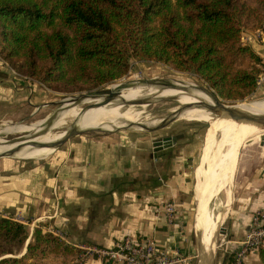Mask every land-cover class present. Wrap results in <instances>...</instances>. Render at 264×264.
<instances>
[{"label": "trees", "instance_id": "trees-1", "mask_svg": "<svg viewBox=\"0 0 264 264\" xmlns=\"http://www.w3.org/2000/svg\"><path fill=\"white\" fill-rule=\"evenodd\" d=\"M262 26L264 0H0V57L67 93L119 79L133 60L155 61L194 73L238 104L257 89L264 67L242 32ZM30 223L0 216V264L80 252L40 227L31 234ZM260 258L264 264V246Z\"/></svg>", "mask_w": 264, "mask_h": 264}, {"label": "crops", "instance_id": "crops-1", "mask_svg": "<svg viewBox=\"0 0 264 264\" xmlns=\"http://www.w3.org/2000/svg\"><path fill=\"white\" fill-rule=\"evenodd\" d=\"M249 38L248 44L264 63V37ZM37 84L0 75V122L23 119L30 108L34 112L40 102H49L48 92L40 93ZM163 130L79 136L42 161L6 164L0 168V216L21 215L32 223L51 218L64 240L77 248L111 249L127 237L154 238L160 252L178 255L188 263L196 247L193 236L199 249L198 214L193 217L192 213L198 193L193 183L197 156L182 134L175 145L156 151L155 139L170 135ZM250 165H242V176L234 184L218 264H234L253 212L264 209V159L256 167ZM235 170L236 166L234 175ZM167 204L176 208L171 221L165 212ZM102 261L95 255L82 264ZM245 264H263L260 249L252 251Z\"/></svg>", "mask_w": 264, "mask_h": 264}, {"label": "bare ground", "instance_id": "bare-ground-1", "mask_svg": "<svg viewBox=\"0 0 264 264\" xmlns=\"http://www.w3.org/2000/svg\"><path fill=\"white\" fill-rule=\"evenodd\" d=\"M163 80H170L173 82H178L179 84H174V86H165L155 84L145 85L140 82H134L131 83L130 86L121 85L118 87V89L120 91L125 90V88H127L125 91H129L133 87L138 88L139 91L152 89L154 92L150 91L140 95L137 102L133 105L146 106L152 102H156L159 100L172 99L184 105L181 111L178 113V117L180 116V118L183 119L192 121H204L208 123L203 144L204 162L207 169L205 168L206 175L204 183L197 193L196 212L198 214L197 233L199 236L198 264H213L216 246H218V243L216 241L218 238V230L225 220L227 212L229 211V208L232 204V187L234 175L233 169L237 164L240 149H242V147L247 142L249 144V142H251L256 136L264 132V120L260 118L237 120L231 118L225 112H215L207 107V105H214L216 103L215 99L209 92L200 88L196 82L176 76ZM168 81L164 82L173 83ZM109 92V89H105L102 94H89L84 96H98L108 94ZM111 96H113V93H110L109 97ZM147 96L149 97L146 98ZM80 100L81 99L79 98L68 99L64 104L63 109L57 115V118L54 121V125L65 123L66 120H72L73 126L76 130L103 129L109 131L116 130L121 127L134 128V130H142L140 128H143V126L145 125H154L152 124L154 122L153 120L140 121L138 119L139 112H135L133 109L129 117L125 119V121L122 120L123 117L119 119H113L111 117V110L113 109L114 101L110 105H100L96 108H94L95 106H90L89 109H84L80 106H77ZM226 103L230 109L240 114L264 115V98L253 99L238 104H232L235 102ZM178 110L179 109H176V111ZM185 110H188V112L182 113V111ZM137 121H140L143 124L133 125ZM45 124V120H39L31 124H22L19 126L7 125L0 130V137L5 138L3 137V134H7L10 132H27L29 130L39 132L44 128ZM62 134L64 135V132L54 135L47 133L37 136L38 133H36L16 140L7 139V142H5V144L9 148L4 149V145H2L1 142L0 156L2 155V153H4V151L17 150L10 156L17 158H41L42 156L46 157L55 149L44 147V150H42L39 148L37 142L40 141L41 138H44L46 143H54L60 139ZM33 136L37 137L32 138ZM209 157L210 160H208ZM222 192L224 193V201L221 206V210L223 213L219 222L215 224L212 220L214 218V214L211 215L208 221L206 220V210L210 202L218 197Z\"/></svg>", "mask_w": 264, "mask_h": 264}, {"label": "rangeland", "instance_id": "rangeland-1", "mask_svg": "<svg viewBox=\"0 0 264 264\" xmlns=\"http://www.w3.org/2000/svg\"><path fill=\"white\" fill-rule=\"evenodd\" d=\"M243 35L244 36H246V35L254 36L255 35V37L257 39H260V38L264 37V26L256 28V29H243L242 36ZM244 43L248 44L249 42H244ZM5 62L6 61L0 57V75H4V76L5 75L6 76L12 75V76H18V77H22V78H27L24 75L17 72L15 69H13L10 64L7 63L8 64L7 65ZM14 71H15V73H14ZM262 72H264V67H262ZM261 73L259 75V84H258L257 89L253 93H251L249 96H247L243 101H245V100L250 101L253 99L264 98V76L261 77ZM173 76L182 77L184 79L196 82L199 86L206 87L209 90H213L215 92V90L212 87H210L205 81H203L201 78L196 76L194 73L188 72V71L178 70V69H175V68H173L167 64L155 62V61L133 60L131 63V68L126 75L122 76L119 79L111 81L110 83H106V84L96 88V89L105 88V89H109V91H110L108 94H103V95H98V96H84L86 93H89L90 91L67 93L64 91L53 90L49 87H46L41 82L34 80L35 82L38 83L37 84L38 85V91L40 93L44 94L46 91L48 92L49 96H46L45 99L49 98V102H47V101L40 102L41 103L40 106H38V108L35 109L34 112H32L34 110L33 107L30 108L32 111L24 112L23 119L15 120V121L11 120V121L0 122V130L7 125H18L19 126L22 124H31V123L37 122L39 120H45L46 121L44 128L39 132L34 131V130H29L27 132L26 131L10 132L7 134H3V137H5V138L0 137V144L2 142V145H4V149H6V148H9L5 144V142H7V139L8 140H16V139H20V138H23L25 136L33 135L36 133H38L40 135H44L47 133L54 135V134L65 132V131L71 129V127L73 125L72 120H66L65 123H60V124L54 125V121L57 118V115L60 113V111L64 107V104L70 98L81 99L80 102L77 104V106H80L84 109H87V108L89 109L90 106H93V107L95 106L94 108H96V107H99L100 105H110L114 101L113 109L111 110V114H112L111 117L113 119H117V118L119 119V118L123 117L122 120L125 121V119H127L129 117L132 109L135 112H139L138 119L140 121L153 120L154 121L152 123V124H154L153 126H157L162 121V119H164V118L173 117L170 121L167 122L166 126H164L163 128H160L156 131H159L161 129H165V130H163L164 133L170 134L169 136L182 134L184 137L185 144L188 145L191 149H193L194 153L197 156L196 157L197 171H196L195 177H193L194 189H195V193H196V190L198 192V190L201 188L202 184L204 183V179H205V175H206L205 173H206L207 167H206V164L204 162L203 144H204V138H205V133L207 130L208 123L204 122V121H192V120L183 119V118H180V116L178 117L177 115L174 116L176 113V109H180L184 105H182L178 101L172 100V99L159 100L156 102H152L146 106L133 105L137 102L140 95L145 94V93L150 92V91H153L152 89L139 91L138 88L133 87V86H132L133 88H131L129 91H125L127 88H125V90H121V91L118 89V87L121 85L130 86L131 83L139 82V79H152V78L169 79L170 77H173ZM28 79H30V78H28ZM130 81H131V83H130ZM164 81H168V80H164ZM170 82H173V81H170ZM173 84L178 85L179 83L173 82ZM44 90H46V91H44ZM110 93H113V96L109 97ZM149 96H147L146 98H148ZM218 96L221 97L220 95H218ZM141 98H142V96H141ZM221 98H223V97H221ZM225 100H228V99H225ZM229 100H231V102L241 101V100H232V99H229ZM247 101H245V102H247ZM139 103H141V102H139ZM184 112H188V110L182 111V113H184ZM140 121H137L133 125H140V123H142ZM136 128H140V127H136ZM61 129H63V130H61ZM140 129H142V130H139V129L134 130V128L121 127V128L116 129V130H110V131L109 130H103V129L86 130V131H83L81 133L74 135L69 140H67L65 143H63L62 145H60L59 147L54 148V149L56 150L55 152L60 151L62 147L68 146L70 144L71 140H73V138L79 137V136H101V135H104L107 133H113V132H119V131H144L145 133L148 132V130H146V129H143V128H140ZM19 134H21V135H19ZM161 134H163V133H161ZM62 136H63V134H62ZM62 136L60 137V139L62 138ZM40 141L46 142L44 138H41ZM39 148L44 150V147H41L40 145H39ZM49 149H52V148H49ZM261 150L263 151L262 155L260 154ZM55 152L49 154L48 156H46V158L52 156ZM263 159H264V132L261 133L260 135L256 136L251 142H249V144L247 142L242 147V149H240L238 160H237V165H236V170H235V175L233 176V187H232V189H234V184L236 187L237 183L239 182V179L242 176V174H241L242 165L248 164V162H249V164H252L249 167L253 168V167L258 166V164L261 161L263 162ZM42 160H43V156L41 158H17V157H12L10 155H4V156L0 157V168H4L6 164L7 165H16L17 163H21V162H25V161L31 162V161H42ZM208 160H210V157L208 158ZM238 164H239V167H238ZM233 198L234 197H233V191H232V202H233ZM194 201H195L194 207H193L194 209L192 211L193 217H194V214L196 212L197 194H196V199ZM223 201H224V193L222 192L218 197H216L213 201L210 202V204L206 210V217H207L206 220L207 221L209 220L211 215L214 214V218L212 220L214 221L215 224H217L219 222V220L222 217V213H223L221 210V206L223 204ZM254 212H253V214H254ZM252 218H253V215H252ZM51 221H52L51 218H48L46 220H41L40 222L35 221L34 223H30L28 225L30 233L32 234L35 227H40L42 229V231L51 233L52 235H55V236H58L57 234L54 233L57 230L54 228L55 226L53 224H51V223H53ZM226 226H227V221L225 219L223 221V223L221 224L219 230H218V238L216 240L218 243L217 244L218 246H216L217 251L215 250V257H214L213 264H218L219 257L222 255V245L221 244L223 243L224 233L222 232L223 230H221V229H222V227L226 228ZM193 237L194 238L192 240L194 241V245L196 247L194 248V254L192 255V258L188 264H198L199 263V249L197 252V239H196V236H193ZM82 251H80L78 253V255L75 257L69 256V257H62V258H56V259L52 258V259L47 260L43 264H73V263H76L77 261L81 263V261L77 260V258ZM20 255L21 254L13 255L12 257H20ZM31 262H32V260H27L24 264H32ZM8 264H12V263H8Z\"/></svg>", "mask_w": 264, "mask_h": 264}, {"label": "built area", "instance_id": "built-area-1", "mask_svg": "<svg viewBox=\"0 0 264 264\" xmlns=\"http://www.w3.org/2000/svg\"><path fill=\"white\" fill-rule=\"evenodd\" d=\"M248 36V37H247ZM249 35L242 36L243 42L249 41ZM6 63V62H5ZM7 64V63H6ZM8 65V64H7ZM15 73V71H14ZM175 205L167 204L165 212L171 221L175 214ZM8 217V216H7ZM13 219L27 223L21 215L9 216ZM63 240L65 235L59 231L54 232ZM264 245V209L256 210L253 214L251 227L241 242L240 248L235 252L234 264H245V260L252 251L259 250ZM82 251L77 260L81 264L89 257L98 255L102 257V264H188L187 260L172 253L160 252L154 238L141 241L127 237L117 243L114 248L102 249L91 245L78 246Z\"/></svg>", "mask_w": 264, "mask_h": 264}, {"label": "water", "instance_id": "water-1", "mask_svg": "<svg viewBox=\"0 0 264 264\" xmlns=\"http://www.w3.org/2000/svg\"><path fill=\"white\" fill-rule=\"evenodd\" d=\"M139 82H141L143 84L174 86L173 83H165L163 79H157V78L156 79L155 78H152V79H139ZM130 83H131V81H130ZM199 87L202 88L203 90L209 92L211 94V96L215 99L216 103L214 105H207L206 104L207 107L212 109L213 111H215V112H218V111L219 112H225L231 118L237 119V120H247V119H253V118H260V119L264 120V115L263 114L262 115H248V114H240V113H237V112L233 111L232 109H230L227 106V103H226V102H231V100H225V99L219 97L213 90H209L206 87H203V86H199ZM104 90H105V88H103V89H95V90L90 91L89 93H86L85 95L102 94L104 92ZM182 108H180L178 111H176L174 116H176V115L178 116V113L181 111ZM172 118L173 117H168V118L162 119V121L157 126H147V125H145V126H143V128L148 130V131H156V130L166 126L167 122L170 121ZM140 124H142V123H140ZM89 130H96V129H89ZM83 131H86V130H76L74 128V126L72 125L71 129L65 131L63 137L58 142L46 143V142L38 141L37 143L41 147L57 148L60 145H62L63 143H65L67 140H69L71 137H73L74 135H76L78 133H81ZM37 136H40V134H38ZM37 136H33L32 138H35ZM181 136L182 135H171V136L159 137V138L155 139L154 146H155L156 151L175 145L177 143V139L180 138ZM16 151H4V153H2L1 156L12 155ZM222 230H223L222 232L225 233L224 229H222ZM26 250L27 249H25L21 253L20 256H22L26 252ZM9 256L12 257V255H7V256H4V257H9Z\"/></svg>", "mask_w": 264, "mask_h": 264}]
</instances>
